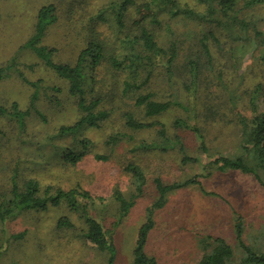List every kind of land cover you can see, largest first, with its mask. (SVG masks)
I'll list each match as a JSON object with an SVG mask.
<instances>
[{
	"label": "rangeland",
	"instance_id": "rangeland-1",
	"mask_svg": "<svg viewBox=\"0 0 264 264\" xmlns=\"http://www.w3.org/2000/svg\"><path fill=\"white\" fill-rule=\"evenodd\" d=\"M180 2L203 8L195 0ZM49 4L56 6L58 21L47 29L42 45L55 49L56 63L74 65L92 40L104 43L107 56L118 54L120 40L139 32L133 25L135 8L129 11L126 28H116L111 0H0V200L11 198L14 174L20 186L35 179L42 188H79L94 199L102 198L95 201L93 212L114 238L113 264H131L138 231L158 201L156 180L172 185L196 178L199 183L168 192L165 206L154 210L147 255L162 264H201L216 240L223 239L234 250L230 264H237L241 257L234 229L237 215L244 221V241L256 252H264V171L259 181L253 174L210 166L220 156L240 152V115L252 118L254 91L264 87L262 46L255 40L234 43L225 36L217 40L208 36L210 59L201 46L209 25L163 15L162 23L149 29L162 46L176 47L174 66L168 71L165 60H158L144 88L125 92L127 73L104 61L95 73L92 96L102 98L100 109L109 115L83 133L92 144L73 165L64 161L62 153L66 148L79 150L77 140L56 138L60 127L74 124L81 114L69 93V82L23 47L34 34L39 10ZM100 12L103 18L97 17ZM243 16L257 20L264 29V9L247 10ZM192 64L200 68L194 88ZM35 92L38 97L32 107ZM142 94L172 105L159 116L146 117L135 103ZM254 102L257 112H262L263 96ZM13 104L21 112L30 111L24 123L12 115ZM126 113L152 126L130 128ZM180 119L200 130L207 153L200 149L198 133L175 125ZM162 129L166 138L159 134ZM185 155L196 162L183 163ZM130 163L141 167L147 181L142 195L121 216L114 194L129 198L137 186L125 169ZM64 216L72 228L58 226ZM85 229L84 220L65 204L21 212L4 223L0 220V264H109V256L83 237Z\"/></svg>",
	"mask_w": 264,
	"mask_h": 264
},
{
	"label": "trees",
	"instance_id": "trees-1",
	"mask_svg": "<svg viewBox=\"0 0 264 264\" xmlns=\"http://www.w3.org/2000/svg\"><path fill=\"white\" fill-rule=\"evenodd\" d=\"M195 1L203 7V10L192 8L189 5H182L180 0H111L110 7L116 28L120 31L126 28L129 11L131 8H135L136 17L133 20V25L139 28V32L137 34H126L120 40V52L111 56H107L108 53L102 41H90L81 50L74 65L54 62L52 57L55 49H49L42 45V39L47 29L58 21L56 6L49 4L39 10L34 34L23 47L32 50L58 76L69 82V93L76 100L78 110L81 113L74 124L62 126L56 132V138L72 137L79 144V150L74 148L64 149L65 151L62 153L64 161L73 165L78 163L92 144L89 139L83 136V133L89 128L98 127L109 115L108 111L100 109L102 98L92 96L96 83L95 73L104 61H108V64L114 70L127 73L130 80L127 79L124 83L125 92L138 91L144 88L152 71L150 68L153 69L158 60H165L168 71L174 66L177 55L176 47L165 48L149 29L150 25L161 24L163 15H168L170 18L182 16L188 19H196L209 25L211 30L201 39V46L210 59L211 52L206 43L208 36L213 40H217L219 35L225 36L230 42L234 43L241 41L249 43L255 40L256 45L262 46L264 52V29L261 28L257 20L243 16V13L247 10L264 9V0ZM102 15L103 12H100L97 17L103 18ZM262 58L264 59V53ZM191 72L192 88H194L197 87L200 75L198 64L196 66L192 64ZM260 95L263 96L264 100V87H257L254 91L252 118L248 120L240 115L242 133L239 154L234 157L220 156L210 166L216 165L222 171L232 170L253 174L257 180L261 181L260 172L264 171V109L262 112H257L254 102ZM37 97L38 94L35 92L31 100L32 107ZM135 103L144 110L146 117L159 116L172 105L171 102L154 100L152 94L137 96ZM13 110L12 115L19 123H22L23 118L30 114L29 110L21 112L17 104H13ZM125 118L127 126L133 129L152 126V124L138 121L131 113H126ZM175 125L181 128L193 129L198 133L201 151L208 152L204 137L198 128L190 127L184 119L177 120ZM159 134L164 138L167 137L163 129L159 131ZM115 140V137H110L111 142H115ZM178 144H180V141L177 139ZM181 149L183 151L184 147L181 146ZM98 158L101 157L98 156ZM182 161L183 163H189L196 162V159L185 155ZM125 169L135 179L137 186L135 193L129 198H126L120 192L114 194L116 201L119 203L121 216L126 215L130 207L142 195L147 181L146 175L140 166L130 163ZM204 170L206 175H210L207 167ZM16 178H18L17 174L11 177V198L0 200V220L3 223L21 212L47 211L51 207L65 204L71 212L77 213L84 220L86 229L82 231L83 237L109 256V264L114 263L117 251L112 233L105 228L102 221L93 212L95 201H103L102 198L94 199L88 192L79 188L70 190L42 188L35 179H27L20 186ZM195 183H199L196 178L172 185H164L160 180H156L158 201L149 209V216L138 231L134 258L131 264H162L155 258L148 256L145 251L149 234L154 227L153 212L155 209L165 206L168 192ZM58 226L72 228L73 224L68 217L64 216L59 219ZM234 229L236 242L241 253L237 264H264V252H256L243 239L244 221L242 216L237 215ZM216 242L217 245L213 250L202 258L201 264H230L233 261L235 257L233 248L223 239H217Z\"/></svg>",
	"mask_w": 264,
	"mask_h": 264
}]
</instances>
